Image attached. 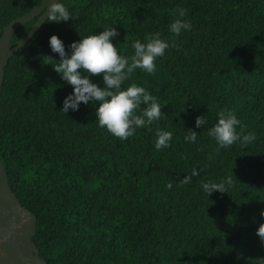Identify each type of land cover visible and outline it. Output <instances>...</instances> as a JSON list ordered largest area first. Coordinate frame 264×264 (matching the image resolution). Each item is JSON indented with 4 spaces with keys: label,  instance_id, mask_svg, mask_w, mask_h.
<instances>
[{
    "label": "trees",
    "instance_id": "16d2710c",
    "mask_svg": "<svg viewBox=\"0 0 264 264\" xmlns=\"http://www.w3.org/2000/svg\"><path fill=\"white\" fill-rule=\"evenodd\" d=\"M41 1L0 0V28ZM62 3L73 17L46 20L10 58L0 96V156L13 192L37 216V254L51 264H264L256 234L264 223V0ZM38 18L15 31L13 45ZM176 19L191 29L170 33ZM109 27L129 57L137 39L158 33L175 42L153 74L137 68L123 82L143 86L163 114L126 140L98 126L91 101L60 111L72 86L43 57L60 59L52 35L69 51ZM90 79L103 86L102 74ZM224 109L241 121V137L255 139L220 148L207 130ZM197 116L207 123L196 127ZM157 128L172 132L169 147L155 149ZM188 130L196 142L184 139ZM193 168L199 175L182 183ZM228 177L226 192L202 190Z\"/></svg>",
    "mask_w": 264,
    "mask_h": 264
},
{
    "label": "clouds",
    "instance_id": "9594fccd",
    "mask_svg": "<svg viewBox=\"0 0 264 264\" xmlns=\"http://www.w3.org/2000/svg\"><path fill=\"white\" fill-rule=\"evenodd\" d=\"M178 15L184 17L186 10L177 9ZM47 20L51 22L68 21L72 16L62 0H53L47 6ZM191 29V24L182 19H176L169 25V32L179 36L182 30ZM118 35L115 27L104 28L99 34L81 36L78 41L68 45L69 51L65 50L62 39L57 35L49 38V47L53 53H57L60 59L50 56H43L46 60H54L51 64L53 70L60 74L61 79L72 86V92L63 100V107L60 111L65 114L71 109L76 111L81 103H95V117L98 126L106 129L111 135L126 140L133 136L138 128L145 127L162 118L161 106L157 98L143 86L132 83L122 87L130 75L137 68L153 74L156 70L155 61L165 54V50L174 46V41L161 39L159 34L146 38V42L137 39L131 45L134 52L129 57L118 53L110 38ZM102 74V85L93 82L90 77ZM143 105V108H141ZM139 114H137V110ZM205 116H197L196 127L206 124ZM241 121L231 109H224L217 113V122L208 128V136L214 138L220 148L228 147L235 142L247 144L255 139L254 133H247L242 137L237 133V126ZM155 149L169 147L172 139V132L159 128L156 130ZM184 139L193 143L196 142L197 133L188 130ZM196 168L191 170V175L182 179V183H188L193 176H198ZM231 177L221 183L206 182L201 185L202 190L209 196L214 190L226 192V185H231ZM171 184L166 187L171 188ZM264 217V209L260 211ZM257 236L264 243V223H261L256 230Z\"/></svg>",
    "mask_w": 264,
    "mask_h": 264
},
{
    "label": "water",
    "instance_id": "95a60500",
    "mask_svg": "<svg viewBox=\"0 0 264 264\" xmlns=\"http://www.w3.org/2000/svg\"><path fill=\"white\" fill-rule=\"evenodd\" d=\"M53 0H42L32 10L14 19L4 30L0 28V96L5 67L10 58L31 40L47 20V6ZM39 16L27 36L12 43L15 31ZM37 216L27 209L13 192L0 156V264H51L37 254L34 241Z\"/></svg>",
    "mask_w": 264,
    "mask_h": 264
}]
</instances>
